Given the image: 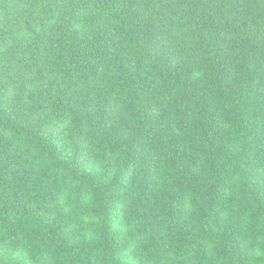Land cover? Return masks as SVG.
I'll return each instance as SVG.
<instances>
[{"label": "trees", "instance_id": "1", "mask_svg": "<svg viewBox=\"0 0 264 264\" xmlns=\"http://www.w3.org/2000/svg\"><path fill=\"white\" fill-rule=\"evenodd\" d=\"M0 264H264V0H0Z\"/></svg>", "mask_w": 264, "mask_h": 264}]
</instances>
